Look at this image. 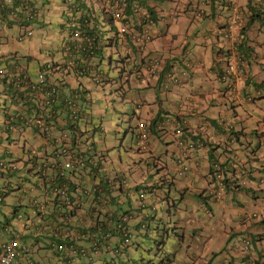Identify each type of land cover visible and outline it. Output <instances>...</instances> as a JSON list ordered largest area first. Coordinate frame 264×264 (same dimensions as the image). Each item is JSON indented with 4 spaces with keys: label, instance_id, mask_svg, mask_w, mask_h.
Segmentation results:
<instances>
[{
    "label": "clouds",
    "instance_id": "1",
    "mask_svg": "<svg viewBox=\"0 0 264 264\" xmlns=\"http://www.w3.org/2000/svg\"><path fill=\"white\" fill-rule=\"evenodd\" d=\"M52 1L54 0H0V94L3 96L0 105V177L2 178L0 215L5 219L0 220V264H103L110 260L101 259L97 254L109 252L114 258L120 257L118 255L126 253L125 246L131 243L135 234L156 232L159 218H155L152 200L159 196L161 199H166L169 206V201L172 202L169 199V184L176 180L182 182L187 177L194 180L197 177L193 174L178 178L169 173L166 167V173L159 175V171H156L154 176L144 181L139 174L132 175L128 168L113 169L111 156L108 153L113 143L106 138L107 128L103 123L104 109L95 115L91 94L100 90L107 97L110 93L111 90L107 87L113 79L109 74L112 59L121 81L119 87L123 82L128 83L133 72L135 77L146 75V70L142 67L145 54L157 55L163 62L156 76L148 77L153 79L152 84L156 85L159 92L169 90V88L162 90L160 83L163 73L173 67L185 66L187 70L183 83L177 87L182 86L188 79L190 71L198 65V61L186 56L188 49L184 45L181 48L184 54L179 58L172 53L177 46L174 44L177 32H168L169 24L181 17H185L188 22L204 17L213 18L208 30L210 36L217 41L221 37L216 35L215 28L223 26V21L227 19L229 13V5L225 2L224 6L220 2L218 8L224 6L221 9L228 11L220 19L214 17L217 14L207 7L209 10L206 8L207 10H204L199 18L185 13L174 20L157 23V29L160 30L158 35L145 43L142 53L133 51L139 55L138 61H134L133 54L126 55L121 50L116 25L110 22L109 16L103 10L102 0H58L60 2L58 25L53 24L48 18V15H52L48 12L47 6ZM238 1L243 5L242 0ZM249 1L251 3V0ZM250 7L249 4L246 8L250 10ZM248 18L250 16H247ZM247 23L243 35L245 38L247 33L250 35L252 30L260 31L264 26L254 24L253 21ZM52 31L56 34L55 38L52 37ZM186 35L184 34L183 38L187 42ZM201 35L200 46L206 43L208 36L207 33ZM160 37L165 38L166 45L167 42H171L167 45L170 49L167 47L164 54L157 53L150 45L153 40H158ZM242 37L234 45L236 50L242 53L245 63L244 71L236 81L235 95H228L224 84L219 89V94L230 101H235L233 105L237 104L239 107L244 102H251L262 96L264 87V80L254 82L251 78V83L246 80L251 58H246L240 47ZM11 42H15L16 46L5 48ZM227 46L228 42L219 45L215 53L207 57L210 59L201 66L205 67L218 82L221 81L212 71L214 65L219 66L224 62L221 55L225 53ZM168 49L172 51L169 52ZM185 61H190V66H186ZM136 63L137 67L134 68ZM244 81L247 84H244ZM255 88H260L261 92L253 93L251 100L246 101L244 98ZM240 89L243 95L239 94ZM234 98L241 101L237 102ZM197 99L200 100L198 103L204 100V98ZM139 105L140 103L132 102V113L135 114L137 121L130 130V142L137 154L149 153L145 162L151 163L150 167L162 168L165 164L160 156L152 153L150 138L152 135L156 137L163 135L151 133L147 150L138 147L135 141L137 122L141 120L153 122L162 114L154 117L155 119L143 118L137 113ZM174 111L175 108L172 113ZM68 112L85 115L81 121H78L80 126H74L76 132L73 135L72 129L68 126L73 122V115ZM205 114L214 118L217 125L212 124L216 129L222 130L223 126L230 125L236 144L244 138L243 130L233 132L235 121L229 122L226 118ZM184 117L191 118L187 114H184ZM117 130V128L111 129L115 132ZM124 133L122 132L121 137ZM95 134L98 135L97 138H94ZM255 135L258 138L262 136L264 142V132ZM20 136L22 141L19 144ZM72 136L77 137V145L68 143ZM238 154L239 159L243 160L240 153ZM256 161L258 162L255 160L254 163ZM105 162H109L111 171L105 169ZM65 166L71 169L65 170ZM197 181L202 184L206 192L204 182L199 179ZM164 182L168 183L165 189L162 188ZM187 188L189 185L186 182L180 185L178 189L180 198ZM60 189H63V194L60 193ZM245 189L227 187L224 191L225 204H218L234 203L233 207L236 208L233 192L238 191L237 193H243L246 197ZM160 191L164 192L163 196H160ZM247 191L249 192V189ZM9 192H14L15 201L12 203L11 216L17 226H12L4 215L6 211L2 205L3 198ZM199 196L201 197L200 194ZM168 206L166 210L169 209ZM22 207L25 211L21 215L19 210ZM202 207L208 210L205 211L206 214L209 213V207ZM30 210L34 211L33 216L29 215ZM117 210H121L122 214L117 215ZM140 210L147 212L140 214ZM133 215L140 216L145 221L131 227L124 222V218ZM237 224L239 225V220ZM126 228L130 230L127 231ZM261 228L258 227L256 230ZM235 229L239 232L238 228ZM234 232L235 230L230 227L229 235ZM182 236L183 230L179 237ZM163 242L164 239L159 237L154 243L155 250H161ZM32 243L37 247L30 245ZM252 245L255 248L254 241ZM39 249L45 250V254L50 257L52 255V258L41 263L33 255V252ZM183 255L186 257L179 264H187L194 258L202 264L205 262L210 264L206 259V261L201 260L193 253L184 251ZM167 257L170 259L168 260ZM223 257H228L230 263L234 264L232 254H222L215 264ZM172 258L165 254L166 262H170Z\"/></svg>",
    "mask_w": 264,
    "mask_h": 264
},
{
    "label": "rangeland",
    "instance_id": "2",
    "mask_svg": "<svg viewBox=\"0 0 264 264\" xmlns=\"http://www.w3.org/2000/svg\"><path fill=\"white\" fill-rule=\"evenodd\" d=\"M167 4L168 3H164L163 6L165 7ZM47 7L48 12L52 15H48V18L53 24L58 25V22H60L58 13L60 2L54 0L50 2ZM207 9L209 10V8ZM212 11L217 14L214 15V17L218 19L228 13L226 9L221 8H214ZM45 12L47 13V9H45ZM186 14L189 16L191 11L188 10ZM212 19L213 18L204 17L203 19H193L191 22H188L185 17H181L169 24L168 32H177V38L174 40V44L177 46L172 53L176 58H179L184 54V52L181 51V48L184 45L188 49L186 56L197 60L198 65L190 71L188 75L189 79L183 86L177 87L176 85H171L169 83V90L163 92V94L165 95V98L177 102L179 100L178 98H182L189 92L196 94L194 100H197V96H199L201 92H204L205 98L203 102L196 103L203 113H207L213 117L226 118L229 122L235 121V126L237 125L236 119H242L241 124L245 126V129L248 132L245 130L242 132L244 138L240 139L234 147H236V152L240 153L242 159L244 158L246 160V166H253L255 160H261V157L264 156V142L262 136L258 138L252 133L253 130L264 132V87L262 96L255 98L251 102H244L241 107L237 106V104L233 105L235 101H230L227 97L218 95L219 89L223 87V83L212 78L209 73H204L201 67L208 61V59H210L207 57L212 55V51L215 50L216 44L224 45L227 43L223 38L215 41V39L210 36L211 33L208 28L212 25ZM60 27H62V25H60ZM262 31L263 33L252 30L249 35V37L253 39V41L251 40V45L254 46V53L257 54V58L261 60L255 62L252 61L257 68L253 67L251 70L250 68L247 70L248 79L246 80L249 83L252 82V79L254 82H261L264 80V26H262ZM202 33H207L210 39V42L204 51L199 44V36ZM184 34H187V36L189 35L187 42L184 41ZM194 35L196 38H194ZM52 37H56V34H54L53 31ZM150 45L154 47V50L157 53L163 52L164 45L161 44L159 40H153ZM14 46H16V43L11 42L6 45L5 48ZM20 52H22L21 49ZM133 59L134 61H138L139 59V55L136 54V52L133 53ZM251 60H253V55H251ZM111 65L109 74L113 79L107 87L110 88V93L106 97L99 90L92 92L91 95L92 107L95 115H98V113L104 109L103 123L108 129H106V138L110 139L113 143V146L109 147L108 150V153L111 156L113 169L119 167L125 169L128 168L132 175L139 174L144 181L148 180L149 177L154 176L156 171H159V175H162L167 172L174 150L172 137L168 134L167 137H156L155 135H152L150 138L152 153L155 156H160L166 165L159 169H156L154 166L150 167L151 163L145 162V158L149 155L148 152H143L140 155L137 154L135 147L130 142V130L134 127L137 121L135 114L132 113V102L142 103V99L139 98V95H144L147 104H140V108H138L140 114L147 115L149 109L156 111L157 101L156 98H154V90L152 87H143L142 80L135 77L134 72L128 80V83L123 82L121 84L122 86L119 87L118 85L121 81L117 76L118 71L117 67L114 65L113 59L111 60ZM245 81L244 84H247ZM239 94L243 95L241 89ZM104 98L107 99L105 100ZM2 99L3 96L0 94V105L2 104ZM160 105L164 107V105L167 106V103L164 100H161ZM232 105L233 107L237 106L235 114L231 108ZM168 106H171V101ZM170 115L173 116V113ZM112 128H117V132L111 131ZM122 132L125 133L121 137ZM24 137L26 136L24 135ZM97 137L98 135L95 134L94 138ZM21 141L22 136L18 138L19 144ZM128 146L130 148H128ZM104 167L107 171L112 170L110 169L109 162H105ZM64 168L65 170L71 169L69 166H65ZM1 180L2 178L0 177V182ZM183 182H186L189 185V188L182 193L180 198L178 189ZM167 184V182H164L162 188L165 189ZM203 189L204 187L199 181H197V179H189V177L185 178L182 182L176 180L174 183L169 184V199L172 201H169V206L167 205L166 199H161L159 196L152 200L155 207V218H159L156 232L151 234H148L147 232H141L140 235L135 234L131 243L125 246L126 253L124 255H118L120 257L117 259V262L113 263L112 261H107L103 264H179V262L186 257V255H183L184 251L197 254L199 253L198 248L200 246V256H202V258L210 256V249L207 250V247L216 249L218 244L221 248L220 252L218 249L214 252L216 258H219L222 254H230V244L238 249L240 233L236 231L235 223L238 222L239 216L236 214L237 209L233 207L234 203L230 205L214 203L209 200ZM247 190L248 187L244 191L245 195L249 194ZM237 192L238 191L233 192V200L240 201L241 199H244L245 196L243 193L239 194ZM163 194L164 192L160 191V196H163ZM198 194H200L201 197ZM253 194L263 196L264 190H255L253 191ZM120 199L122 200V197H120ZM3 201L4 203H2V205H4L3 208L6 211V213L4 212L6 219L12 226H17L16 221L12 219L11 216L12 203L15 201L14 192H9L5 195ZM255 202L257 203L258 199H256ZM167 206L169 208L168 210H166ZM202 206H205V208L209 207V213L206 214L205 209ZM241 206L242 209L245 210V213L254 208V205L252 203L249 204V202ZM24 211L25 208L22 207L19 210V213L22 215ZM28 212L30 216L34 215V211L30 210ZM116 214L121 215L122 211L117 210ZM14 218H16V216H14ZM0 220H5L3 215H0ZM141 221L144 222L145 220L136 215L124 218V222L131 227L139 225ZM151 222L153 221L151 220ZM256 225L258 227H263L261 224L251 225L250 227L255 229ZM230 227L235 230L231 235H229ZM126 230L128 231L130 229L126 228ZM181 230H183V236L179 237ZM159 237L164 239L162 249L155 250L154 243ZM30 245L34 248L37 247L33 243ZM45 252V250L39 249L38 251L33 252V255L43 263L52 258V255L50 257L48 254H45ZM165 254L173 257L170 262L165 261ZM129 255L131 258L128 261H125ZM241 256L242 254L234 253V260L238 261ZM209 259H212L211 256Z\"/></svg>",
    "mask_w": 264,
    "mask_h": 264
},
{
    "label": "built area",
    "instance_id": "3",
    "mask_svg": "<svg viewBox=\"0 0 264 264\" xmlns=\"http://www.w3.org/2000/svg\"><path fill=\"white\" fill-rule=\"evenodd\" d=\"M224 1L229 5L228 17L223 21L222 27L215 28V33L227 40L228 46L225 53L221 55L224 62L219 66L213 64L212 73L224 84L228 95H235L236 81L245 67L242 53L234 46L239 40L236 30L245 24L247 15L250 16V10L243 8L245 6L241 5L238 0ZM164 3L168 4L164 7ZM101 4L110 22L116 25L120 37V48L126 55H132L134 50L139 53L143 52L145 43L156 37L160 31L157 29V23L174 20L188 10L196 18L204 13L202 8L192 6L189 0H102ZM253 6L264 7V0H255ZM261 15L264 19V12ZM143 56L144 65L142 67L146 70V76H156L157 70L163 65L161 58L154 54ZM185 65L190 66V61H185ZM136 67L137 63L134 64V68ZM186 74L185 66L166 70L160 83L161 89H168L169 83L180 85ZM260 92V88H255L244 99L250 101L253 93L259 94ZM178 99L177 102L175 101L173 116L162 114L153 122L148 120L137 122L135 140L137 146L147 150L151 133L163 136L169 134L174 142V150L168 166L169 173L178 178L194 174L197 179L204 182L207 197L213 202L225 204L224 191L227 187L235 189L248 187L249 194L245 199L236 201V211L241 218L237 251L242 256L238 261L234 260V263L264 264V225L262 224L264 195L253 194L255 190H264V156L254 163L255 166L253 164L247 167L246 160H240L238 157L239 154L234 147L236 139L230 131V125L223 126L222 130L216 129L210 121L212 117L203 113L196 105L199 99L194 100L191 95ZM234 99L237 102L241 101L238 98ZM184 114L191 118L184 117ZM60 193H64L63 189H60ZM256 199H258L257 203ZM248 202L252 203L254 208L245 213L241 205ZM205 211L208 212L207 209ZM259 223L263 225L259 230L250 227ZM253 241L257 243L256 249L253 248ZM187 264L202 263L194 258ZM217 264L231 263L228 257H223Z\"/></svg>",
    "mask_w": 264,
    "mask_h": 264
},
{
    "label": "trees",
    "instance_id": "4",
    "mask_svg": "<svg viewBox=\"0 0 264 264\" xmlns=\"http://www.w3.org/2000/svg\"><path fill=\"white\" fill-rule=\"evenodd\" d=\"M189 0V2L191 3L192 6L194 7H197V8H202V10H207L206 8L207 7H210V9H214V8H218V4L221 2L224 6H225V1L224 0ZM255 0H251V3L249 0H242L241 2H243V5H245V7L243 8H246L247 5L250 4V18H248L245 22L244 25H241L238 30H236V32L238 33V36H239V39L244 35V31L246 29V26H247V22L251 23L253 21V23L255 24H258V25H264V19L262 17V13L264 12V7L262 6L261 8L260 7H257V6H253V2ZM204 3V4H203ZM224 6H221L220 8H223ZM244 10V9H243ZM203 15V14H202ZM201 15V16H202ZM248 16V15H247ZM153 17V16H152ZM189 35L187 36L186 35V38H188ZM243 40H241V43H240V47L243 49V53H244V56L247 58H251V55L253 52H251L252 50V47L253 45H251L247 40H251L250 37H249V34L247 33L246 34V38L245 36L242 37ZM253 40V39H252ZM249 46V47H247ZM249 53V54H248ZM237 107V106H236ZM236 107L234 106L233 107V113L235 114V109ZM69 114H72V123L69 124V128L72 129V135L76 132L74 130V126H80L79 122L78 121H81V118H84L85 115L81 114V113H78V112H68ZM75 116V117H74ZM219 118V117H218ZM237 120V126H235V129L233 130V132H236V131H241L244 130L246 132H248L246 129H245V126L244 125H241V120L242 119H236ZM211 122L214 123V125H217L216 121L214 120V118L211 119ZM239 122V123H238ZM237 133V132H236ZM253 134H257V135H261L263 134V131H258V130H253L252 131ZM77 137H74L72 136V139L68 142L69 144L71 145H77L78 144V141L76 140ZM65 142V141H64ZM66 143V142H65ZM199 195V194H198ZM218 204V202H215ZM236 214L239 216L238 212H236ZM111 246V245H110ZM113 248V247H112ZM117 248V246L115 247V249ZM98 257H100L101 259H109L110 261H112L113 263L114 262H117V258H114L112 257V254L107 252L105 254H97ZM130 257V255L128 256V258ZM167 259L169 260L170 258L167 257ZM207 260V259H206ZM205 260V261H206ZM125 261H128L127 259ZM206 263V262H205ZM204 263V264H205ZM207 264V263H206Z\"/></svg>",
    "mask_w": 264,
    "mask_h": 264
},
{
    "label": "crops",
    "instance_id": "5",
    "mask_svg": "<svg viewBox=\"0 0 264 264\" xmlns=\"http://www.w3.org/2000/svg\"><path fill=\"white\" fill-rule=\"evenodd\" d=\"M259 32H262L263 33V31H262V29L259 31ZM201 37H202V35H201ZM159 40V42L161 43V44H163L164 45V49L166 50L167 49V47L169 48V46H167V45H170L171 44V42H167V45L165 44V38L163 37V38H161L160 37V39H158ZM207 41H206V43H202L201 44V49H206L207 48V45H208V43L210 42V39H209V36H207V39H206ZM249 42V41H248ZM250 44H251V41L249 42ZM255 43V42H254ZM194 44H196V43H194ZM256 44H257V42H256ZM215 50H213L212 51V55L215 53V51H216V49H218V47H219V44H216L215 45ZM163 49V48H162ZM163 49V52L161 53V54H164L165 53V50ZM170 49V48H169ZM168 49V51L169 52H171L172 50H169ZM254 46L252 47V50H251V52H253L252 53V55H253V60H251L250 61V64L248 65V68H250V70L254 67V68H257V66L253 63V62H255V61H261V60H259L258 58H257V54H255L254 53ZM217 53V52H216ZM211 55V56H212ZM253 61V62H252ZM202 71H204V73H208L207 71H206V69H205V67H202ZM137 78H139V79H141L142 80V82H143V87H152L153 88V90H154V98H156V101H157V110L156 111H153L152 109H149V113H150V115H149V113H147V115L145 114V115H142V114H140V112H139V109L138 108H140V105H139V107L137 108V113H138V115H140L141 117H143V118H146V119H149V118H151L152 117V119H155L156 117H157V115H159V114H163V113H166V114H170V113H172L173 112V110H174V108H175V101L174 100H170V99H167V98H165V95L163 94V92H159V90L157 89V87H156V85L155 84H152L153 83V79H149L146 75H140L139 77H137ZM189 79V78H188ZM188 79L186 80V82L188 81ZM185 82V83H186ZM184 83V84H185ZM183 84V85H184ZM182 85V86H183ZM249 89H251V87H248ZM188 95H191V98H194L195 96H196V94H194V93H192V92H189L188 93ZM218 95L219 96H223V95H221V94H219L218 93ZM139 98H141L142 99V103H145V104H147V102H146V100H145V96L144 95H139ZM161 98H163V99H161ZM197 98H205L204 97V92H201L200 94H199V96H197ZM161 100H164L166 103H167V106H165L164 105V107H162L161 105H160V101ZM171 101V106H168V104H169V102ZM142 103H140V104H142ZM171 107V108H170ZM155 117V118H154ZM239 123V122H238ZM241 125H243V124H241ZM140 212V214H142V213H145V212H147V210H140L139 211ZM155 212V211H154ZM237 212V211H236ZM241 220V218H239V221ZM238 223V222H237ZM237 223H235V225H236V228H240L241 226L240 225H238ZM262 224L264 225V220L262 221ZM234 227V226H233ZM255 229H258V227H256ZM230 246V251H231V253L230 254H232V255H234V253H236V248L234 247V246H231V244L229 245ZM255 248L254 249H256L257 248V243H255V246H254ZM220 248H221V246H219V244L217 245V247H216V249H218L219 250V252H220ZM199 249V253H197V254H195V253H193V254H195V255H198L199 257H200V259L201 260H205V259H207V262L208 263H210V264H215L216 262H217V260L218 259H220L221 258V256L219 257V258H216V255H214V252L215 251H217L216 249H211V247H207L206 249L207 250H209L210 249V251H209V253H210V256H211V258L212 259H209L210 258V256H208L207 258H205V257H203L202 258V256H200V251H201V246L198 248ZM208 260H210V261H208ZM234 264H236V263H234Z\"/></svg>",
    "mask_w": 264,
    "mask_h": 264
}]
</instances>
